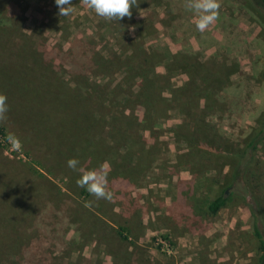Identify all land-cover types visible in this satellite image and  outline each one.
Masks as SVG:
<instances>
[{
	"label": "rangeland",
	"instance_id": "obj_1",
	"mask_svg": "<svg viewBox=\"0 0 264 264\" xmlns=\"http://www.w3.org/2000/svg\"><path fill=\"white\" fill-rule=\"evenodd\" d=\"M5 2L1 64L12 65L16 56L26 64V55L34 54L66 80L88 74L108 84L123 76L130 98L128 85L155 69L162 77L152 88L163 91L167 102H159L165 119L154 127V117L146 115L142 123L131 117L128 137H114L126 152L94 154V160H111L108 186L114 193L112 202L96 201L67 166L70 158L81 165L85 160L84 141L77 137L84 126L80 110L64 115L70 123L63 128L46 131L50 140L42 127L41 133L27 129L22 121L37 120L43 102L22 108L18 90L0 69V93L9 107L0 128L22 143L19 151L7 142L0 146V264H264L242 190L230 187L238 149L264 118L262 18L244 0H219V19L201 33L185 0H138L132 18L119 21L97 16L81 0H72L66 17L55 0ZM146 88L143 106L128 103L140 118L144 107H154L155 90ZM256 156L250 186L264 215V141ZM223 192L226 205L210 214L207 206ZM87 201H93L90 207ZM160 238L170 253L160 250Z\"/></svg>",
	"mask_w": 264,
	"mask_h": 264
},
{
	"label": "trees",
	"instance_id": "obj_2",
	"mask_svg": "<svg viewBox=\"0 0 264 264\" xmlns=\"http://www.w3.org/2000/svg\"><path fill=\"white\" fill-rule=\"evenodd\" d=\"M244 1L250 9L264 21V0ZM1 3L6 7L7 4L5 0H0V4ZM17 18H22V16ZM93 55L100 57L96 51L93 52ZM26 57H29V59H27L29 60V63L26 64L23 63L24 59L22 60L19 56H16L15 59H11L13 61L12 65H8V61H6L7 63L5 64L0 63V69H3L6 72V83L14 86L12 88L18 90L19 101L20 103L21 101L24 102V104L20 105L22 108H24L23 105H32L34 108V105L38 106L40 105V102H43V104L40 105L38 119L24 120L22 121V125L27 126V129H34L35 131L36 129L39 130V127H42V133L46 134L50 140L46 131L49 132L50 129L55 130L56 127L63 128L64 125L70 123L64 120V115H68V113L74 110V108L79 109V117L84 126L82 128L83 132L77 134V137L81 138V141H84L81 151L85 160L82 165L86 168H96L102 162H108L111 165V160H109V158H107L108 160H94V154L98 153V157L102 158V154H104L105 150L110 151L115 149L118 151L123 150L125 152L128 150V147L123 146V144L116 147L114 137L119 135L118 137L123 139V136L127 135L125 132L129 133L127 122L131 117H134V120H137V123L144 122L147 118L146 115L150 118L154 117V122L152 124L153 127L159 120L165 119L164 116L160 115L161 110L159 109H162V105L159 108L158 106L160 104L159 102L166 106L167 99L163 96V91L158 93V88H152V86L158 82V79L162 77L155 72V69H152L145 76L140 77V82H133V85H128L131 94L130 98L128 94L123 92L124 89L121 87L123 76H119V78L108 82V84L92 80L88 74H75L74 78L66 80L64 76H58L56 74V67L52 63H47L46 61L45 63H41L43 59L36 60L34 54H27ZM102 58L106 61H110L107 58ZM41 64L46 65L42 66ZM72 66H74L73 63ZM8 67H10L9 70ZM262 78L264 79V68L262 71ZM146 85H150L152 90H155L152 92L154 107H150L148 110L144 107V114L142 118H140L139 115L135 113V108L138 106L137 103H139V106H143L142 103L144 102V97L147 99V88L144 90ZM12 91L14 92V90ZM110 93H112V95L114 94L113 97L109 96ZM219 93L220 92L217 90L213 95L218 98ZM133 97H135V100ZM58 102H62L63 104L58 106ZM76 103L81 104V106H76ZM128 103L137 105H134V108L128 109ZM126 112L129 114L127 115ZM78 123L79 120L77 126ZM122 126L123 128H121ZM118 127L120 129H118ZM137 130L144 131V129L140 127ZM38 132L41 133L40 130ZM64 135H68V138L72 137L69 133H64ZM144 135L145 133H141L139 134V137L144 139ZM46 136L43 137L46 138ZM5 137V130L0 128V146L6 142ZM74 137H76V135ZM127 137L128 135L126 138ZM33 138L37 137L28 135L27 140ZM62 138H64V136H62ZM126 138L124 139V142ZM263 141L264 118L258 131L250 137L244 147L238 149L236 163L231 171L232 180L230 186L233 188L237 187L238 191L240 189L242 190V195L239 197L243 199L244 204L249 209L252 218L251 229L258 242L259 250L261 251L264 250V215L260 205L256 202L255 194L250 186L249 172L256 162V151L259 149V145ZM82 154L81 156H83ZM233 194L234 193L231 192L230 196ZM248 196L251 198V202L247 201ZM228 199L229 197H226L225 192H223L210 202L207 206V211L212 215L216 214L226 205ZM263 259L264 253L260 256L259 262L263 263Z\"/></svg>",
	"mask_w": 264,
	"mask_h": 264
},
{
	"label": "clouds",
	"instance_id": "obj_3",
	"mask_svg": "<svg viewBox=\"0 0 264 264\" xmlns=\"http://www.w3.org/2000/svg\"><path fill=\"white\" fill-rule=\"evenodd\" d=\"M81 3L107 21H119L125 17L132 18L131 9L138 5V0H81ZM55 4L60 16H69L73 11L72 0H55ZM184 7L194 13L196 29L203 33L219 19L221 5L219 0H185ZM8 111L7 96L0 93V123L8 119ZM5 140L12 149L21 150L22 143L14 133H8ZM67 166L79 173L77 186L85 189L96 201H113L114 193L108 186V162H102L98 167L89 169L82 166L77 158H70L67 160ZM92 203L93 201H87L85 206L90 207Z\"/></svg>",
	"mask_w": 264,
	"mask_h": 264
},
{
	"label": "built area",
	"instance_id": "obj_4",
	"mask_svg": "<svg viewBox=\"0 0 264 264\" xmlns=\"http://www.w3.org/2000/svg\"><path fill=\"white\" fill-rule=\"evenodd\" d=\"M157 244L159 245V248L162 252L170 253L171 247L167 240L162 239V238L157 239Z\"/></svg>",
	"mask_w": 264,
	"mask_h": 264
}]
</instances>
